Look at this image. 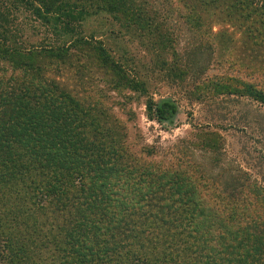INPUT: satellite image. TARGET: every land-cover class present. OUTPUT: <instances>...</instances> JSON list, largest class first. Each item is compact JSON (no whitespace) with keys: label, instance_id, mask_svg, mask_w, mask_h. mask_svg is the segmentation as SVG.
Wrapping results in <instances>:
<instances>
[{"label":"rangeland","instance_id":"1","mask_svg":"<svg viewBox=\"0 0 264 264\" xmlns=\"http://www.w3.org/2000/svg\"><path fill=\"white\" fill-rule=\"evenodd\" d=\"M76 1L88 6L96 2ZM185 5L186 0L146 1L162 26L151 34L108 13L91 16L76 31V37L90 43L81 49L69 43L66 58L55 59L47 57L45 49L60 42L47 26L19 0H0V27L6 32V37L0 36V48H23L39 69L32 71L33 66L21 71L0 59V91L24 88L41 93L48 86L50 93L65 102L61 97L65 90L81 107L79 117L84 123L75 130L93 146L89 153L113 169L109 176L115 179L114 190L127 188L130 199L123 202L133 198L141 205L137 211L149 216L155 205L167 201V196L155 193L157 174L179 170L201 190L199 204L213 207L222 219L228 217L225 230L213 229V235L206 229L199 232L203 261L264 264V104L241 92L246 84L264 91V41L246 39L239 27H185ZM95 41L104 42L126 64L129 74L144 84V93L130 90L119 75L103 66L92 46ZM191 60L196 62L194 68H189ZM201 70L205 76L198 79ZM148 96L157 100L172 97L178 102L180 113L173 127L147 117ZM66 108L72 106L68 103ZM0 193L8 200L11 194L9 206L19 198L27 200L22 185ZM192 201L191 195L183 199ZM56 215L60 220L65 217L57 211ZM148 216L144 218L149 220ZM37 218L47 227L54 222L52 216ZM126 221L120 237L135 239L130 233L140 228L141 220L135 216ZM56 236L60 241L61 236ZM226 240H233L234 249L222 245L209 251L212 243L221 245ZM50 249L51 245L39 248L48 264L57 255L54 247ZM92 250L103 254V245Z\"/></svg>","mask_w":264,"mask_h":264},{"label":"trees","instance_id":"2","mask_svg":"<svg viewBox=\"0 0 264 264\" xmlns=\"http://www.w3.org/2000/svg\"><path fill=\"white\" fill-rule=\"evenodd\" d=\"M19 1L60 42L45 49L49 58H66L69 43L76 49L90 43L76 37L77 27L102 12L149 34L162 27L145 6L148 0H96L91 6L76 0ZM185 8V27H239L246 39L264 41V0H186ZM210 18H215L212 23ZM0 36L6 37L1 27ZM92 46L103 66L119 75L130 90L145 92L144 84L129 74L126 64L117 60L104 42L95 41ZM0 59L21 71L33 66L32 71H39L32 54L17 45L0 48ZM191 65L194 68L196 62L191 60L189 68ZM200 74L198 79L205 76L202 70ZM47 87L41 93L24 88L0 91V192L22 185L27 195V200L19 198L9 206L11 194L8 200L0 193V264H46L39 248L48 245V252L52 247L57 252L52 264H206L199 252V232L206 229L213 235V229L225 230L228 217L222 219L213 207L199 204L201 190L187 182L179 170L157 174L155 193L167 196V201L155 205L149 216L137 211L141 205L133 198L123 202L130 199L127 188L114 190L115 179L109 176L113 169L91 156L93 146L75 130L84 123L78 102L65 90L61 92L65 102L60 101ZM241 92L264 104V91L255 85L246 84ZM68 103L72 109L66 108ZM179 113L180 106L172 97L157 100L148 96L146 115L159 125L173 127ZM187 195L192 196V202H183ZM73 197L78 201L65 202ZM56 211L64 213V219L60 220ZM39 215L52 216L54 222L47 227L46 222L36 221ZM135 216L141 220L140 228L130 233L135 239L120 237V230L130 221L126 219ZM100 244L103 254L92 250ZM243 244L244 239L240 246ZM222 245L230 250L235 246L233 240H226L221 245L212 243L208 249L214 252ZM208 264L215 263L210 260Z\"/></svg>","mask_w":264,"mask_h":264}]
</instances>
